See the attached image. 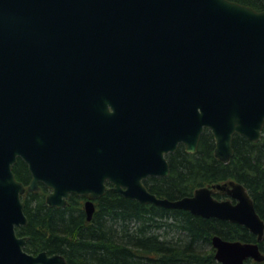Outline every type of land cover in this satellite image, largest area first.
I'll use <instances>...</instances> for the list:
<instances>
[{
    "label": "water",
    "instance_id": "water-1",
    "mask_svg": "<svg viewBox=\"0 0 264 264\" xmlns=\"http://www.w3.org/2000/svg\"><path fill=\"white\" fill-rule=\"evenodd\" d=\"M263 125L264 9L230 0H0V264H66L27 253L15 233L27 224L17 158L32 174L27 191L51 189L47 207L63 208L74 194L90 221L109 183L124 198L256 236H213L218 263L264 261V222L241 184L176 200L144 185L168 176L166 156L179 144L194 154L204 129L227 163L233 137L256 142Z\"/></svg>",
    "mask_w": 264,
    "mask_h": 264
},
{
    "label": "trees",
    "instance_id": "trees-1",
    "mask_svg": "<svg viewBox=\"0 0 264 264\" xmlns=\"http://www.w3.org/2000/svg\"><path fill=\"white\" fill-rule=\"evenodd\" d=\"M230 1L257 11L264 9V0ZM232 149L227 163L216 159L213 136L205 129L194 154L179 145L167 156L168 176L148 178L144 185L158 198L176 200L191 196L202 187L238 183L247 190L264 222V126L256 142L235 135ZM13 173L16 180L28 184L30 174L25 163L18 161ZM47 194L42 186L39 191L22 196L27 224L15 232L27 238L24 246L27 253L59 254L67 264H220L214 259L213 236L227 241L256 242V236L238 224L202 218L185 210L141 204L110 188L94 201L90 221L86 219L83 198L71 195L66 206L58 209L45 205ZM258 245L264 256V235Z\"/></svg>",
    "mask_w": 264,
    "mask_h": 264
},
{
    "label": "flooded vegetation",
    "instance_id": "flooded-vegetation-1",
    "mask_svg": "<svg viewBox=\"0 0 264 264\" xmlns=\"http://www.w3.org/2000/svg\"><path fill=\"white\" fill-rule=\"evenodd\" d=\"M18 161H21V162H23L21 159H19V158H17V160H16V162H15V164L12 166V171H13V168L16 166V164H17V162ZM24 163V162H23ZM26 165V164H25ZM26 168H27V171L29 172V174H30V178L28 179V184L26 185V186H29V184H30V182H31V180H32V174H31V172L29 171V169H28V166L26 165ZM42 186H44L45 187V185L44 184H42V183H38V186H37V189L36 190H34L35 192L36 191H39L40 190V188L42 187ZM47 189V188H46ZM47 191H48V189H47ZM220 197H221V199H226L227 197H226V195L225 194H223L222 193V195H220ZM232 202H234V201H232Z\"/></svg>",
    "mask_w": 264,
    "mask_h": 264
},
{
    "label": "rangeland",
    "instance_id": "rangeland-1",
    "mask_svg": "<svg viewBox=\"0 0 264 264\" xmlns=\"http://www.w3.org/2000/svg\"><path fill=\"white\" fill-rule=\"evenodd\" d=\"M37 192V191H36ZM214 192H216V190H214ZM24 196V195H23ZM22 199V198H21ZM205 249H207V247H205Z\"/></svg>",
    "mask_w": 264,
    "mask_h": 264
}]
</instances>
